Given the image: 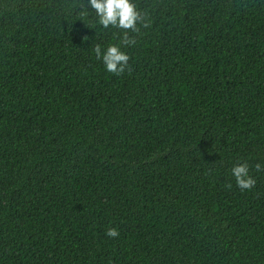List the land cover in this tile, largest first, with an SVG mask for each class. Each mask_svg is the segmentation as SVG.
Segmentation results:
<instances>
[{"label": "trees", "instance_id": "1", "mask_svg": "<svg viewBox=\"0 0 264 264\" xmlns=\"http://www.w3.org/2000/svg\"><path fill=\"white\" fill-rule=\"evenodd\" d=\"M134 2L115 75L86 0H0V264H264V0Z\"/></svg>", "mask_w": 264, "mask_h": 264}, {"label": "clouds", "instance_id": "2", "mask_svg": "<svg viewBox=\"0 0 264 264\" xmlns=\"http://www.w3.org/2000/svg\"><path fill=\"white\" fill-rule=\"evenodd\" d=\"M81 16L88 15L89 9L95 12L98 23L104 29L109 27L118 30V43H109L106 48H102L99 43L93 47L95 58L101 60L109 73L121 75L126 70L131 71L129 66V55L121 50L122 46L136 44V34L141 32V28L151 26L148 15L138 8L134 0H86L82 3ZM86 38V37H85ZM257 170L261 165H255ZM231 172L235 178L236 185L243 191L255 186V179L249 175V165L247 162L235 164ZM231 188V184L226 185ZM106 235L116 238L120 235L115 227L106 229Z\"/></svg>", "mask_w": 264, "mask_h": 264}]
</instances>
